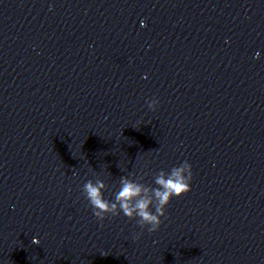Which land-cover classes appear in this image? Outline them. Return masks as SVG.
Returning a JSON list of instances; mask_svg holds the SVG:
<instances>
[{
  "label": "clouds",
  "instance_id": "9594fccd",
  "mask_svg": "<svg viewBox=\"0 0 264 264\" xmlns=\"http://www.w3.org/2000/svg\"><path fill=\"white\" fill-rule=\"evenodd\" d=\"M158 103V100L153 99L148 102V107L155 110ZM133 176L130 173L129 176L120 177V187L114 194V200L105 198L104 192L108 186L99 178L87 180L83 184V194L98 220L123 213L130 220L136 219L141 229L147 226L149 233L156 232L163 223L161 217L166 218V208L172 198L191 190V165L184 161L170 172L161 170L154 178L155 187L142 183V177L131 178ZM139 238L140 234L134 237L136 240ZM32 243L38 245L39 240L33 237Z\"/></svg>",
  "mask_w": 264,
  "mask_h": 264
}]
</instances>
